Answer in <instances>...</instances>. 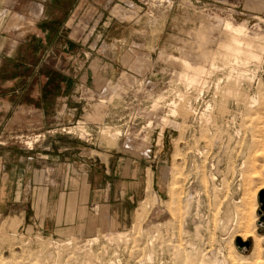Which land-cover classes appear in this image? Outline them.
Instances as JSON below:
<instances>
[{
    "label": "rangeland",
    "instance_id": "rangeland-1",
    "mask_svg": "<svg viewBox=\"0 0 264 264\" xmlns=\"http://www.w3.org/2000/svg\"><path fill=\"white\" fill-rule=\"evenodd\" d=\"M107 1L82 12L70 6L66 31L75 44L55 46L47 62L36 66L28 51L21 61L0 62V99L34 83L56 95L68 83L64 92L74 95L48 128L0 134V146L14 140L29 158L42 159L61 153V144L49 147L47 139H68L63 152L70 175L79 176L71 195L86 202L78 229L47 228L46 218L57 217L45 208L52 169L37 163L39 188L18 192L0 212V264H264V239L258 251L252 237L243 238L247 229L264 235V0ZM217 12L261 31L237 62L222 50ZM46 53L42 47L39 61ZM16 77L24 85L5 84ZM172 100L177 115L166 106ZM116 129L118 139L110 132ZM122 157L134 160L127 195L105 206L100 197L90 200L89 181L100 182L105 165L121 167Z\"/></svg>",
    "mask_w": 264,
    "mask_h": 264
},
{
    "label": "crops",
    "instance_id": "crops-1",
    "mask_svg": "<svg viewBox=\"0 0 264 264\" xmlns=\"http://www.w3.org/2000/svg\"><path fill=\"white\" fill-rule=\"evenodd\" d=\"M107 2L105 0L104 4H100L96 0H0V62L3 63L8 58L21 61L25 59L24 52L27 51L29 55L36 57L34 63L36 66L39 65V62L41 64L43 61L47 62V59L54 55L51 53L55 46H65L67 50L71 44H75L74 39L72 40L71 35L67 34L66 31L70 27V6L73 5L72 7L75 6L76 11L82 12L87 5L93 7L94 3L105 5ZM116 13L125 14L127 17L129 15L121 8L117 9ZM65 34H67L68 39L60 38ZM42 47L47 53L45 58L39 61L37 56ZM56 61L57 63L63 62L59 59ZM31 62L28 66H32ZM67 66L68 64H65V67ZM141 68V64L136 67L137 71H141ZM23 82V77H16L12 81L5 82V84L17 83L21 85ZM41 84L44 85L45 82ZM64 85V83L61 85L62 92L56 95L44 92L35 83L28 90L19 87L17 91L4 93L0 99V134L9 139L8 137H11L9 134L12 132L29 133L44 129V126L48 128V125L53 121L54 111H58V107L62 108L66 105V101L74 95L64 92L68 83L67 86ZM49 96L54 100L51 105L46 103ZM100 114H103L102 109H99L98 117ZM68 141L64 137H60L58 140L53 137L47 139L44 143L49 147L53 146L54 143L56 145L61 144V153L58 155L48 152L42 159L29 158L30 152L14 140H8L7 145L0 146V212L9 203L17 201L18 192L21 191L22 195L24 190L31 189L35 193V188H39L37 181L41 179L42 169L38 168V163L45 165L44 167L47 169L48 167L52 169V172L49 173L50 176H45L46 179L52 181L51 185L46 184L45 187V208L48 210L51 207L52 211L57 213V217H53L54 220L50 217L46 218L47 228L52 227L53 230L56 228L78 229L82 223V217L79 213L86 208V202L81 199L79 194L74 198L71 195L73 191L71 189L72 181L76 180L77 182L79 176L70 175L69 172L71 165L69 156L63 152L68 149ZM123 160L122 157L121 161L123 162ZM123 164L125 165L123 166ZM133 166L134 160L129 162L125 159L121 167L117 165L113 170L108 168V165L102 167L101 171H98V174L102 175L100 182H97L96 176H93V179L88 183L90 188L89 199H93V196L100 197L96 201L105 206L109 205L111 199L116 198L118 193L127 195L124 189L134 181ZM128 169L129 173L125 172ZM56 170L58 171L56 172ZM90 175L88 173V177ZM53 181H56L55 185ZM81 184L83 187L82 182ZM129 199L130 202H133L132 192ZM127 201V199H123L121 204H126ZM71 212L74 214L71 215Z\"/></svg>",
    "mask_w": 264,
    "mask_h": 264
},
{
    "label": "bare ground",
    "instance_id": "bare-ground-1",
    "mask_svg": "<svg viewBox=\"0 0 264 264\" xmlns=\"http://www.w3.org/2000/svg\"><path fill=\"white\" fill-rule=\"evenodd\" d=\"M209 14V13H208ZM215 19H217V22H219L220 24H221V22L224 24V27H223V30H222V36L220 37V44L222 45V50H226L227 52H228V50H230V52L232 51L233 52V57H232V59L234 58V60H236V62L238 61V59H241L242 58V53L244 52V51H247L248 52V50H249V48L250 47H252V45H253V43L255 42L254 41V38H255V36L257 35V34H259L257 31L256 32H251V31H248V29H247V27L245 28V26L243 27L242 26V24L243 23H241L240 25L239 24H236V23H234V22H232V21H230V20H223V18L225 17V16H221V14H219L218 12H217V14H215L214 16H213ZM213 18V19H214ZM226 19V18H225ZM229 19V18H228ZM245 24V23H244ZM216 25V24H215ZM211 28V27H210ZM213 28H215V27H213ZM217 28V27H216ZM199 29V28H198ZM219 30V29H218ZM207 31V30H206ZM215 31V30H214ZM213 31V32H214ZM212 32V33H213ZM219 32V31H218ZM211 33V32H210ZM209 33V35H211ZM214 34V33H213ZM200 35V34H199ZM208 35V34H207ZM216 35V34H215ZM213 36V35H212ZM258 36V35H257ZM256 36V37H257ZM260 36V35H259ZM203 37V36H202ZM204 38H206V37H204ZM258 39V38H257ZM258 42V41H257ZM256 42V43H257ZM219 44V45H220ZM259 44V42L257 43V45ZM254 45H256V44H254ZM256 45V46H257ZM256 46H254L255 48H252V49H256ZM259 47V46H258ZM219 49H221V47L219 46ZM218 49V50H219ZM252 49H250V50H252ZM218 50H217V52H218ZM258 51V50H257ZM214 52L216 53V51H213L212 53L214 54ZM221 51H219V53H220ZM247 52H245L246 54H249V53H247ZM250 52V51H249ZM264 52V51H263ZM225 53V52H224ZM226 54V53H225ZM216 55H217V53H216ZM221 55V54H220ZM227 55H229V54H227ZM250 55V54H249ZM264 55V54H263ZM262 55V56H263ZM211 56H212V54H211ZM215 56V55H214ZM226 55H224V57H225ZM231 56V55H230ZM229 56V57H230ZM243 56H244V54H243ZM248 56V55H247ZM215 57H217V56H215ZM223 57V58H224ZM228 57V58H229ZM212 58L213 57H211V59L210 60H212ZM226 58H227V56H226ZM248 58V57H247ZM250 58H252V56L250 57ZM230 59H231V57H230ZM229 59V60H230ZM262 59V58H261ZM209 60V61H210ZM225 60V59H224ZM229 60L227 61V60H225V62L227 63V65L228 66H231L228 62H229ZM180 61V60H179ZM186 61V60H185ZM205 61V60H204ZM213 61H214V59H213ZM216 61V60H215ZM264 61V60H263ZM186 62H188V61H186ZM211 62V61H210ZM235 62V65H237V63ZM247 62V61H246ZM251 62H252V60H251ZM190 63V62H189ZM192 63V62H191ZM215 63V62H214ZM213 63V64H214ZM222 63H223V61H222ZM231 63H234V62H232V60H231ZM240 63V62H239ZM241 63H242V60H241ZM188 64V63H187ZM194 64V63H193ZM261 64V63H260ZM191 65V64H190ZM234 64H232V66H233ZM239 65V64H238ZM192 66V65H191ZM191 66H189L188 65V67H190L191 68ZM198 66V65H197ZM212 66H214V65H212ZM231 66V67H232ZM247 66V65H246ZM217 67V66H216ZM236 67V66H235ZM203 68V67H202ZM239 68V67H238ZM242 68V67H241ZM198 69V68H197ZM204 69V68H203ZM233 69V68H232ZM192 70H194V69H191V71ZM216 70V69H215ZM229 70V69H228ZM190 71V70H189ZM233 71V70H232ZM191 73V72H190ZM231 73H233V72H230V75H231ZM200 75V74H199ZM203 75H205V74H203ZM229 75V76H230ZM183 76H184V74H183ZM227 76H228V74H227ZM189 77V76H188ZM187 77V78H188ZM233 77V76H232ZM184 78H186V76L184 77ZM186 78V79H187ZM193 78V77H192ZM226 78H228V77H226ZM183 79V78H182ZM179 80V79H178ZM185 80V79H184ZM136 82V81H135ZM179 82V81H178ZM189 82V81H188ZM201 82V81H200ZM142 83H144L143 81L141 82V84ZM194 83V82H193ZM199 83V82H198ZM221 84V83H220ZM190 85H192L191 83L189 84V86ZM227 85V84H226ZM224 87H226V86H224ZM203 88V87H202ZM195 89V88H194ZM232 89V88H231ZM197 90V89H196ZM228 91V90H227ZM231 92V91H230ZM226 93V92H225ZM231 94V93H230ZM168 95V94H167ZM163 96V95H162ZM180 96V95H179ZM181 98V97H180ZM182 98H183V96H182ZM181 98V99H182ZM254 99H255V96H254V98H252V100L254 101ZM257 100V98L255 99V101ZM158 101V100H157ZM156 101V102H157ZM254 101V102H255ZM156 102H154L155 104L154 105H156ZM158 103V102H157ZM160 103V102H159ZM178 102H176V101H174V100H172V101H170L169 103H167L166 104V106H168V108H169V114H170V111L172 112V115H177V113H178V111H179V103L177 104ZM211 104V103H210ZM159 105V104H158ZM191 105V104H190ZM165 106V105H164ZM247 106V105H246ZM192 107V106H191ZM213 108V107H212ZM194 109H195V107H194ZM193 109V110H194ZM210 110V109H209ZM212 110V109H211ZM162 111H163V109H162ZM168 112V111H167ZM204 114H206V113H204ZM209 115V114H208ZM203 118V117H202ZM206 118V117H205ZM210 119V118H209ZM167 120H169V118H167V117H163V119L161 120V121H163V122H167ZM172 120V119H171ZM152 121V120H151ZM150 121V122H151ZM149 123V122H148ZM158 123V122H157ZM166 124V123H165ZM80 125V124H79ZM81 127H83V126H80V128ZM84 128V127H83ZM108 129V128H107ZM106 131V130H105ZM108 132H109V130H108ZM110 132H111V136L114 138V139H118V137L119 136H121L122 135V131H120L119 129H116V130H114V132H112L111 130H110ZM38 139V138H37ZM36 139V140H37ZM35 140V141H36ZM34 141V142H35ZM38 141V140H37ZM31 143V142H30ZM27 144H29V143H27ZM29 145H34V143L32 144H29ZM31 148V147H30ZM256 198V197H255ZM249 227V226H248ZM121 235V234H120ZM113 236V235H112ZM122 236V235H121ZM118 237V236H117ZM248 237H252L253 239H254V241H255V244H256V249L258 250V251H260L261 250V241L264 239V235H259L256 231H254V230H251V229H247L246 231H245V233H244V241H246L247 240V238ZM111 238V237H110ZM92 242V241H91ZM79 249V248H78ZM41 250V249H40ZM83 250V249H82ZM98 252V251H97ZM257 252V251H256ZM216 263V262H215Z\"/></svg>",
    "mask_w": 264,
    "mask_h": 264
},
{
    "label": "water",
    "instance_id": "water-1",
    "mask_svg": "<svg viewBox=\"0 0 264 264\" xmlns=\"http://www.w3.org/2000/svg\"><path fill=\"white\" fill-rule=\"evenodd\" d=\"M259 198H260V202H261V210H260V213H262V212H264V191H262V193L260 194V197ZM240 243L242 244L241 241H240Z\"/></svg>",
    "mask_w": 264,
    "mask_h": 264
}]
</instances>
